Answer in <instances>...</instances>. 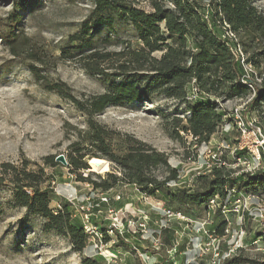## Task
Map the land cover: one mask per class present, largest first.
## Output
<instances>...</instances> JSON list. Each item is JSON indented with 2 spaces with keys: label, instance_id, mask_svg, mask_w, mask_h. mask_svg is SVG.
Returning <instances> with one entry per match:
<instances>
[{
  "label": "rangeland",
  "instance_id": "rangeland-1",
  "mask_svg": "<svg viewBox=\"0 0 264 264\" xmlns=\"http://www.w3.org/2000/svg\"><path fill=\"white\" fill-rule=\"evenodd\" d=\"M37 1L39 4L35 11L28 16L26 10L22 15V23L16 28V34L23 37L16 45L22 44L23 49H19L18 55L14 56L4 46L1 33L9 29L7 16L14 10V2L0 0V176L2 164L22 168L28 163L29 169L43 168L45 173L53 176L49 208L58 211L61 204L67 203L64 199L66 194L85 196L102 192L94 189L90 183L77 181L76 174L71 173L66 164L56 161L61 155L66 162L70 145L81 142L79 133L87 128L86 116L55 92L40 88L27 66L46 68L42 74L48 80L65 84L73 96L82 100L104 93L108 82L102 76L90 75L82 67L85 54L60 60L63 57L61 48L92 10V1ZM132 1L138 8L150 11L149 0ZM251 1L264 16V0ZM107 38L111 43L99 40L96 51H121L125 45L118 44L117 40L131 44L132 48L137 45L133 29L127 25H115L114 32L110 34L103 32L100 39ZM31 52L43 63L30 59ZM253 52L250 50L245 55H252ZM154 57L158 58L159 54H154ZM107 66H102L105 72H115L107 70ZM253 71L250 80L259 86L261 78H264V59L259 67L253 66ZM253 96L254 91L246 98L219 100L225 121L204 145H196L189 134L178 132L179 136L176 137L170 123L173 118L186 115L185 105L163 95L153 96L140 103L109 107L94 117L95 122L107 130L134 136L164 153L169 167L178 170L177 181L169 185L172 192L180 189L190 192L199 190L201 182L197 177L209 174L220 163L225 164V170L233 178H240L243 174H262L254 188L245 186L239 192L230 191V196L223 203L225 208L222 204H215L196 211L187 206L174 211L175 205L164 200L160 192L147 196L136 184L118 183L113 189L103 191L110 196L121 195L119 204H113L112 207H124L131 220L144 217L147 224L162 223L166 228L161 232L167 231L161 233L160 240L151 243L137 233L125 234L126 240L111 245L103 254L104 258L110 254L115 260L114 264H145L140 254L148 252L152 255L151 264H226L228 259L230 261L237 257L240 264H246L247 261L252 264L264 262V238L261 235L264 234V150L260 151L257 161L246 151L233 152L238 143V134L229 116L240 107L244 117L250 123H255L264 134V99L250 108ZM159 111L170 116L166 120L158 115ZM220 153L222 158L219 159ZM48 156L53 157L59 165H44L42 159ZM99 160L106 162L108 171L96 173L89 166V170L80 172L81 177L96 183L101 182L107 172L122 177L123 171L109 159L103 157ZM152 176L161 182L169 176V171L166 167H159L153 170ZM11 189L6 182L0 185V264H82L86 258H99L87 242L86 247L78 252L67 237L45 230L44 219L26 213L24 209L12 207L8 203ZM218 207L220 211L216 209ZM164 210L179 214V218H168ZM71 214L78 221L76 213L71 211ZM221 227L222 233L217 235ZM112 241L115 242V238ZM100 258L101 264H107L104 258Z\"/></svg>",
  "mask_w": 264,
  "mask_h": 264
},
{
  "label": "trees",
  "instance_id": "trees-1",
  "mask_svg": "<svg viewBox=\"0 0 264 264\" xmlns=\"http://www.w3.org/2000/svg\"><path fill=\"white\" fill-rule=\"evenodd\" d=\"M91 1L92 10L77 31L68 36L64 47L61 48L63 57H60V60H69L85 54L82 57V67L90 75L102 76L108 82L105 92L82 100L73 96L71 89L65 84L48 80L42 74L46 68L27 66L40 88L55 92L86 116L87 128L79 133L81 142H73L70 145L66 159V166L71 173L76 174V180L90 183L94 189L102 192L113 189L121 182L136 184L147 196L160 192L164 200L175 205L174 211H180L182 206L196 211L208 206L209 201L214 198H217L219 205H223L230 196V191L239 192L245 186L254 188L261 178V173L243 174L240 178H233L224 167L215 166L209 174L197 177L201 182L199 190L190 192L180 189L172 192L169 185L177 181L178 170L169 167L164 153L158 152L134 136L109 131L94 120V117L109 107L131 105L163 95L185 105L186 115L173 118L170 123L176 137L179 136L178 132H182L189 134L196 145L208 143L210 137L225 121L219 100L246 98L252 92L241 82L243 71L238 60L218 37V23L223 20L231 27L246 55L250 50L255 51L247 56L251 65L257 68L264 59V16L252 1L149 0L150 11L138 8L132 0ZM13 2L14 10L7 16L9 29L1 33L4 46L15 56L18 55L19 49H23L22 44L16 45L17 41L23 38L16 34V28L22 23L23 13L27 10L30 16L39 1ZM206 13L208 19H204ZM117 24L133 29L137 45L132 48L131 44L117 40L118 44L125 45L121 51H96L99 40L111 43L108 38H100L103 32L113 33ZM154 54H159V57H154ZM29 58L43 63L40 58L36 59L32 52ZM104 65H109L106 69L115 72H105L102 67ZM247 82L254 90L250 104L252 108L264 99V78H261L260 87L250 79ZM192 86L197 89V96L194 100H188ZM158 115L166 120L170 116L161 111ZM103 157L123 171L122 177L107 172L99 183L81 177V171L90 169L87 165L89 159ZM42 160L46 166L59 165L51 156ZM28 166V163L22 168L1 165L0 185L6 182L12 188L8 203L44 219L45 230L67 237L74 249L81 252L87 245V238L79 222L73 219L69 205L61 204L58 211L49 208V195L53 194L50 187L53 182L52 174L48 175L43 168L29 169ZM159 167H166L169 171V176L161 182L152 176L153 170ZM43 185L46 187L42 188ZM223 206L225 208V205ZM216 209L220 211L219 207ZM222 228L217 231V235H221ZM261 235L264 238V234ZM101 261L100 257L86 258L82 264H101ZM226 264H240V261L237 257L230 261L228 259ZM246 264L252 263L247 261Z\"/></svg>",
  "mask_w": 264,
  "mask_h": 264
},
{
  "label": "built area",
  "instance_id": "built-area-1",
  "mask_svg": "<svg viewBox=\"0 0 264 264\" xmlns=\"http://www.w3.org/2000/svg\"><path fill=\"white\" fill-rule=\"evenodd\" d=\"M204 19H208V13L205 14ZM220 26L219 39L224 41L232 56L238 60L243 75L241 77V82L248 86L252 92L253 87L248 84V80L253 77V65H251L243 51V47L238 39L237 34H235L229 25L223 20L218 23ZM197 89L192 86L189 91L188 98H196ZM187 98V99H188ZM189 100V99H188ZM242 109L236 108L230 113V119H232V125L235 132L238 134V143L234 147V151H246L249 153L255 161L260 159V151L264 150V134L256 126L255 123H250L246 117L242 114ZM219 159L222 158V153L219 154ZM218 167H225L224 163L217 165ZM71 180V177H69ZM71 189L75 187L69 186ZM68 189V188H67ZM72 194V193H71ZM66 194L64 199L68 203L72 212L76 213L78 216V222L84 231L87 238V244L92 248L94 254L98 257L104 258L107 249L113 245L118 244L120 240H126L124 235L132 233L133 235L137 233L142 239L148 242L160 240L161 231L165 230L161 222V225L157 224H147L144 217L137 218L136 220H131L124 207H119L116 209L112 207L117 206L121 201L122 197L120 194L110 196L106 192L98 193H88L85 196H77ZM217 203V198L211 199L209 201L210 207ZM163 213L168 217L179 218V214L174 212L164 210ZM105 215L104 219L103 216ZM115 238V242L112 241ZM156 246V245H155ZM140 257L145 262V264H151L153 262L152 255L148 252L140 254ZM107 264H114L115 260L110 256V254L105 255L104 258Z\"/></svg>",
  "mask_w": 264,
  "mask_h": 264
},
{
  "label": "bare ground",
  "instance_id": "bare-ground-1",
  "mask_svg": "<svg viewBox=\"0 0 264 264\" xmlns=\"http://www.w3.org/2000/svg\"><path fill=\"white\" fill-rule=\"evenodd\" d=\"M89 166L94 168V171L96 173H103V172H106V171L109 170V167L107 166V164H106V162L104 160H99V159H96V158L90 159Z\"/></svg>",
  "mask_w": 264,
  "mask_h": 264
},
{
  "label": "water",
  "instance_id": "water-1",
  "mask_svg": "<svg viewBox=\"0 0 264 264\" xmlns=\"http://www.w3.org/2000/svg\"><path fill=\"white\" fill-rule=\"evenodd\" d=\"M56 161H58L62 165L66 164L65 158L63 156H61V155L56 158ZM87 165H88V162H87ZM88 167H89V165H88Z\"/></svg>",
  "mask_w": 264,
  "mask_h": 264
}]
</instances>
